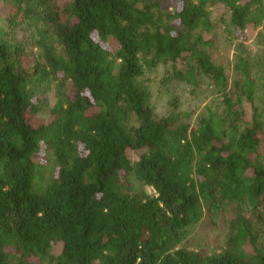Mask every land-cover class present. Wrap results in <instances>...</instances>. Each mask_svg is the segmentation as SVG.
<instances>
[{"label": "trees", "instance_id": "obj_1", "mask_svg": "<svg viewBox=\"0 0 264 264\" xmlns=\"http://www.w3.org/2000/svg\"><path fill=\"white\" fill-rule=\"evenodd\" d=\"M160 66L203 113H155ZM0 264H264V0H0Z\"/></svg>", "mask_w": 264, "mask_h": 264}, {"label": "rangeland", "instance_id": "obj_2", "mask_svg": "<svg viewBox=\"0 0 264 264\" xmlns=\"http://www.w3.org/2000/svg\"><path fill=\"white\" fill-rule=\"evenodd\" d=\"M216 14L218 13L215 12L213 16L216 17ZM214 34L216 37L214 47L215 60L219 65L224 67L228 73L232 72L235 55L240 53L239 49H242L243 52L252 54L254 37H249L246 32L243 37L235 32L234 35H229L226 27L218 23ZM14 36L19 41H26L28 47H30L32 46L31 44L34 43V40H37L38 33L34 28L29 30L17 28L14 30ZM239 43L243 44L242 47H240ZM34 51H37L36 48H34ZM168 70H170V66H160L152 72H146L144 76L151 92V101L155 113L158 116H162L173 102L176 103L179 109L192 113V117L196 118L203 113L204 107L210 101V93L199 92L198 94H193L191 89L184 84L177 82L164 83L163 80ZM47 98L49 104L52 106L56 101L54 89L47 93ZM148 191L152 192L151 189H148ZM223 234L222 227H216L214 229L208 227L206 222H202L193 230L187 243L194 248H202L204 246L213 248L218 245Z\"/></svg>", "mask_w": 264, "mask_h": 264}]
</instances>
